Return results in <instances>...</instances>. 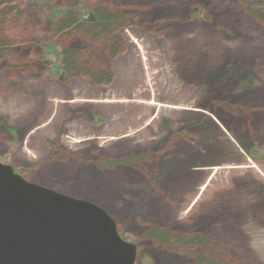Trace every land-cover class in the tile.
<instances>
[{"label": "rangeland", "instance_id": "obj_1", "mask_svg": "<svg viewBox=\"0 0 264 264\" xmlns=\"http://www.w3.org/2000/svg\"><path fill=\"white\" fill-rule=\"evenodd\" d=\"M70 5L127 16L113 55L55 32ZM0 42L1 162L102 207L136 264L197 262L151 228L264 264V21L238 0H0ZM63 47L111 81L60 77Z\"/></svg>", "mask_w": 264, "mask_h": 264}, {"label": "water", "instance_id": "obj_2", "mask_svg": "<svg viewBox=\"0 0 264 264\" xmlns=\"http://www.w3.org/2000/svg\"><path fill=\"white\" fill-rule=\"evenodd\" d=\"M100 206L25 180L0 161V264H135Z\"/></svg>", "mask_w": 264, "mask_h": 264}, {"label": "trees", "instance_id": "obj_3", "mask_svg": "<svg viewBox=\"0 0 264 264\" xmlns=\"http://www.w3.org/2000/svg\"><path fill=\"white\" fill-rule=\"evenodd\" d=\"M238 1L243 5L247 15L264 21V0ZM73 7L70 5L63 11H57L61 17H57L55 32L67 36L70 34L82 35L92 41L107 44L113 55L115 47L121 42L115 33L127 26V16L119 11L101 6H92L86 16H81L79 12H75ZM196 10L195 7L188 6L189 14L187 16L190 18L196 15ZM4 46L5 44L0 42V49ZM58 56L59 64L56 71L58 70L60 77L68 78L83 75L89 81L97 84H107L111 81L112 76L109 72L93 66L92 60H88L75 49L63 47ZM147 236L156 240L160 245L177 247L180 250L186 249L187 251L195 247L199 248L200 252L194 257L197 261L196 264H233L231 261L217 257L214 251L209 249L208 242L198 235L173 234L165 230L151 228Z\"/></svg>", "mask_w": 264, "mask_h": 264}, {"label": "flooded vegetation", "instance_id": "obj_4", "mask_svg": "<svg viewBox=\"0 0 264 264\" xmlns=\"http://www.w3.org/2000/svg\"><path fill=\"white\" fill-rule=\"evenodd\" d=\"M15 170V169H14ZM16 171V170H15ZM17 172V171H16ZM118 231V230H117ZM120 234V233H119ZM121 235V234H120ZM123 237V236H122ZM124 239V238H123ZM126 240V239H125Z\"/></svg>", "mask_w": 264, "mask_h": 264}, {"label": "bare ground", "instance_id": "obj_5", "mask_svg": "<svg viewBox=\"0 0 264 264\" xmlns=\"http://www.w3.org/2000/svg\"><path fill=\"white\" fill-rule=\"evenodd\" d=\"M21 175V174H20ZM48 188V187H47ZM119 233V232H118ZM136 264V263H135Z\"/></svg>", "mask_w": 264, "mask_h": 264}]
</instances>
